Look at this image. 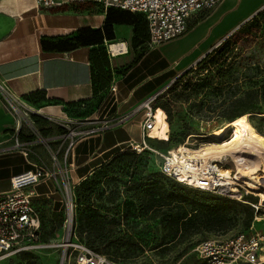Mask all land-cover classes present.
Wrapping results in <instances>:
<instances>
[{
	"label": "rangeland",
	"instance_id": "1",
	"mask_svg": "<svg viewBox=\"0 0 264 264\" xmlns=\"http://www.w3.org/2000/svg\"><path fill=\"white\" fill-rule=\"evenodd\" d=\"M230 5V9L221 15L214 26L218 27V32H221L224 27L223 31L228 29L232 22L233 26L216 48L235 34L241 25L256 19L258 13L264 14V0H231ZM42 11L41 13L33 12L27 16V24L59 29L74 23L72 17H63L62 15L96 17L95 22L92 21L96 23L98 19L107 14L99 4L82 6L66 2L56 8ZM208 14L209 12L198 14L192 18L191 24ZM248 43L249 47L246 48L242 45L237 51V58L229 59L227 64L207 70L195 68L187 77L173 83L160 94V103L170 105L168 114L172 141L165 145L151 142L152 148L166 155L168 151L175 149L178 145L190 142V148L196 149L203 144L213 142L206 138L207 134L226 128L230 123L246 115L253 132L264 137L258 132L264 134V25L258 35L252 37ZM185 86H190L191 89L195 87V91L185 90ZM0 95L6 100L8 99L1 90ZM175 96L182 98L176 101L177 97ZM47 107H56V105H32L28 106L30 111L24 108L20 109L24 115L21 134L24 133L30 138L32 125L43 137L59 136L62 133L59 125L46 121L45 118L49 116L46 113L50 112L45 110ZM80 110H78L79 113ZM58 112L51 117L70 121L78 117L74 114L73 118L71 113L63 108L58 109ZM143 114L144 111L140 115ZM234 118L236 119L231 121ZM15 119L17 120V118ZM170 127L165 121L158 123L155 139L167 140ZM235 131L234 126L229 127L224 139H229ZM120 132L110 129L102 132L101 135L108 134L105 143L110 145L111 141L117 139ZM192 136L199 138H192ZM101 140L104 141V136ZM52 148L56 150L60 148V144H54ZM124 148L128 150V148ZM75 152L81 153V150H75L71 154L72 156L70 155L69 161H72ZM43 156H45V161L50 164V156L45 152ZM138 161L137 172L131 170L127 173L128 176L120 178L118 184L113 183L109 188L104 187V195L97 201L103 217L104 235L107 236V241L99 247L98 252L106 258L109 264H200L194 250L203 242L224 241L256 233L264 236V206L261 205L258 194L248 190L244 184L238 183L239 186H242L241 188L238 185L226 187V190L232 195L218 194L217 192V194L214 192L215 195L212 193L203 194L197 192L198 189H188L179 185L183 191L177 192L176 195L186 194L200 203H207V199L213 200L207 204L225 209L228 213L229 223L227 229L222 231L203 232L184 240L173 241V236L167 226L166 209L157 210L156 213L142 214V208L146 206L144 200L148 193L144 191L138 195L136 190L139 185H142L143 189L148 188L151 185L149 181L160 182L165 186L168 181L177 183L162 173L163 159L160 156L152 153L140 157ZM60 164L62 168L65 167V159L62 156ZM223 165L225 168L231 169L232 172L235 171L232 162H225ZM73 170L74 168L70 172L72 187L80 184L74 176ZM78 175H82V171H79ZM64 181L65 176L59 174L57 180L42 182L34 189L38 194H52L49 197L53 198L56 207L60 208V211L46 215L41 247L1 261L0 264H27V261L24 260L25 254L28 255L27 260L30 264L63 263V248L61 246L66 237L61 189ZM177 182L179 181L177 180ZM201 189L205 190L206 188ZM165 191L164 189L162 193ZM196 194L200 197L195 198ZM90 237L91 235H84L82 238L78 236V239L89 243L91 242ZM91 238L94 239L93 236ZM70 254L71 250L68 251L64 264H74V255L70 256ZM262 255L264 258V251Z\"/></svg>",
	"mask_w": 264,
	"mask_h": 264
},
{
	"label": "crops",
	"instance_id": "2",
	"mask_svg": "<svg viewBox=\"0 0 264 264\" xmlns=\"http://www.w3.org/2000/svg\"><path fill=\"white\" fill-rule=\"evenodd\" d=\"M230 4L231 0H223L203 21L188 28L184 36L158 47H151L148 39L134 47L135 27L115 25L114 39L106 40L104 44L111 81L99 94L98 98L103 101L83 117L74 118L72 110L73 120L94 121L96 127L106 123L113 124L130 115L141 104L165 92L179 77L215 49L230 32L233 22L225 31V27L221 29V32L214 26L221 15L230 9ZM42 10L49 9L38 8L34 0H0V82L5 83L11 94L28 106L32 105L26 99H30L32 95L35 99L43 98L63 104L85 101L95 103L97 98L94 99L91 51L96 47L79 48L66 53H48L42 48V40L69 36L83 28L101 29L106 16L93 23L96 17L62 15L72 17L74 23L59 29L27 24V16L33 12L41 13ZM55 29L58 31H53ZM113 47L117 48V52L113 51ZM113 89L116 91L113 92ZM61 108L62 105L47 107L45 110L50 112L46 114L53 116ZM140 114L112 128L121 132L110 145L105 143L108 134L103 135L102 141L101 133L90 136L77 145L75 150H81V153L75 152L70 163L78 182L106 163L116 151L124 150L132 142L141 141V123L144 117ZM164 121H156L153 136H157L155 131L158 123ZM15 137L16 119L7 110L5 98L0 95V196L11 190L12 178L34 169L29 161L35 162L36 157L32 155L26 158L23 150H11ZM20 139L24 141L28 137L23 133ZM35 150L42 156L44 152L48 154L42 147ZM79 171H82V175H78ZM50 195L52 194H39V197L50 198Z\"/></svg>",
	"mask_w": 264,
	"mask_h": 264
},
{
	"label": "built area",
	"instance_id": "3",
	"mask_svg": "<svg viewBox=\"0 0 264 264\" xmlns=\"http://www.w3.org/2000/svg\"><path fill=\"white\" fill-rule=\"evenodd\" d=\"M40 9H51L60 6V3H87L93 2L102 5L105 9H115L134 14L143 15L146 18L149 31V44L158 47L177 38L184 36L193 17L202 12H210L217 8L223 0H34ZM0 90L7 96L5 104L16 120L15 143L11 150H23L25 157H36V161H29L33 170L16 176L11 180V190L0 196V262L17 256L23 252H29L41 247L38 232L41 226L39 214L36 212L33 200L39 197L35 188L42 182L57 180L58 175H64L65 181L61 189L62 205L65 211V240L63 248V264L66 263L68 251L74 255V264H109L106 258L96 254L84 244L74 241V201L73 187L71 185L70 172L73 168L69 161L77 145L84 139L102 133L106 130L120 126L131 120L134 116L144 111L141 123V141L132 142L129 147L138 153L150 151L163 159L161 171L164 175L178 180L181 168L174 163L171 151L165 155L151 147L149 139L156 128V115L153 103L160 95H156L147 102L141 104L130 115L113 124H105L100 127L89 120H63L47 116L48 122L59 125L62 133L54 136L43 137L32 125L31 137L22 141L21 125L23 113L20 109L30 111L28 105L13 96L5 83L0 82ZM113 92L116 89L112 90ZM92 127V128H90ZM60 144V148L54 150L52 145ZM44 148L50 156L51 163H47L36 148ZM71 155V156H70ZM64 157L65 167H61L60 158ZM69 161V162H68ZM184 186L199 191L227 193L226 188L211 184L205 190ZM241 188L242 186H238ZM216 193V194H217ZM232 195V194H231ZM242 194L240 197L242 198ZM264 249V236L256 233L241 235L224 241H207L198 245L196 253L200 264H264L262 252Z\"/></svg>",
	"mask_w": 264,
	"mask_h": 264
},
{
	"label": "trees",
	"instance_id": "4",
	"mask_svg": "<svg viewBox=\"0 0 264 264\" xmlns=\"http://www.w3.org/2000/svg\"><path fill=\"white\" fill-rule=\"evenodd\" d=\"M71 4L83 6L86 4L97 3L87 2ZM105 11L107 12L105 15L106 20L104 26L101 29L94 30L91 28H83L69 36L49 39L43 38L42 40V48L48 53H66L79 48L96 47L93 51H91L93 63L94 99L97 98L95 103L92 101L90 103L85 101L79 102L77 104H63L58 101H47L43 98L35 99L34 95H32L30 99H26V101H28L33 106L42 104H47L48 106L62 105L63 109L69 113L74 110V114L78 117H83L86 115V113H89L96 107L100 106L103 100L98 98L99 94L107 88L111 81L109 62L104 49V44L106 40L111 41L114 39L113 27L115 25L121 24L134 26V47H137L142 40H149L148 24L143 15L111 8L105 9ZM207 16L208 15L203 16L199 21L195 22L194 24H190L189 28L191 29L196 24L203 21ZM263 25L264 14L258 13L256 19L241 25L235 34L223 42L221 46L213 49L195 67L184 73L175 82L187 77L195 68L207 70L212 67L223 66L228 63L229 59L237 58V51H239L240 47L243 45L248 48L250 45L248 42H250L252 37H256L258 35ZM184 89L195 91V87L194 89H191L190 86H185ZM160 96L161 95H159L153 103L156 121L161 122L165 120V122H167L170 127L168 114L170 111V105L168 103H160ZM175 97H177L176 101H179L182 98L180 96ZM79 109H81L80 113L78 112ZM236 118L232 119L231 121L235 120ZM258 132L264 135L260 131ZM170 133L171 127L170 132L168 131L167 133V140L161 141L158 140V138L155 139L156 137L153 136L148 142L150 145L151 142H156L163 145L169 144L172 141V134ZM127 148L128 150H125L124 148V150L116 151L106 163L96 168L91 173V175L82 180L78 186L73 187L74 241L84 244L91 251L99 255H101V253L98 252L99 247L107 241V236L104 235L105 227L103 223V217L100 213L101 208L97 204L98 198L101 199L104 195L103 188H109L113 183L118 184L120 182V178L128 176L127 173H129L131 170L137 172L139 158L148 154H152L150 151L138 153L130 147ZM169 179L175 181L177 184L168 181L167 185L165 186V184H161L160 182L149 181L151 185L148 186V188L143 189V186L139 185L137 187L136 193L138 195H141L144 191L148 193L144 200L146 201V206L142 208V214L146 215L149 212L156 213L157 210L166 209L165 216L167 219V226L170 230V234L173 236V241L177 239L184 240L187 237L195 236L203 232H216L227 229L229 220L228 213H226L225 209L210 206L207 204L208 202L213 201L210 199H207V203H200L196 199L188 197L186 194L176 195L177 192L183 191L179 188V185L185 188L188 187L174 179ZM164 189L166 191L162 193ZM196 191L203 194H210L199 190ZM194 197L199 198L200 195L196 194ZM33 205L41 220V226L38 232L39 244L41 245L42 230L45 226V219L47 217L46 215L58 212L60 211V208L56 207L53 198L47 197H38L34 199ZM62 208H64L63 205ZM84 235H91V237L93 236L94 239L90 237L91 242L84 243L78 239V236L82 238ZM27 258L29 257L27 254H25L24 260L27 261V264H30Z\"/></svg>",
	"mask_w": 264,
	"mask_h": 264
},
{
	"label": "bare ground",
	"instance_id": "5",
	"mask_svg": "<svg viewBox=\"0 0 264 264\" xmlns=\"http://www.w3.org/2000/svg\"><path fill=\"white\" fill-rule=\"evenodd\" d=\"M113 51L117 52V48L113 47ZM231 126L236 131L229 139H224ZM253 131L246 115L226 128L207 134L211 143L192 149L187 142L172 149L174 163L182 169L178 181L203 189L211 184L224 188L244 184L258 194L264 206V137ZM225 162H232L235 171L225 168Z\"/></svg>",
	"mask_w": 264,
	"mask_h": 264
}]
</instances>
